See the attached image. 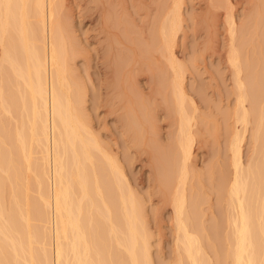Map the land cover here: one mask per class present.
<instances>
[{
    "label": "bare ground",
    "instance_id": "1",
    "mask_svg": "<svg viewBox=\"0 0 264 264\" xmlns=\"http://www.w3.org/2000/svg\"><path fill=\"white\" fill-rule=\"evenodd\" d=\"M79 1L87 2V0ZM118 1L120 0L116 2ZM121 1L120 5L119 3L117 5L115 0H88L94 3L93 12L90 13H96V17L90 14L89 20L93 22L97 18L95 21L100 25L96 36L100 34L103 38V43L98 42L101 47L97 48L103 51L102 58L104 57L101 63L104 64V70L101 73L103 83L108 85H103L109 91L114 82L116 85V82L121 81L122 85L126 81L127 85L130 71H133L131 67L133 68V65L140 67L144 58H155L158 66L159 64L165 66L166 63L170 68L172 75L170 74L169 83H171V94L177 116L176 149L172 157L176 170L174 181L171 182L166 172L157 171L151 165L152 168L149 171L153 178L156 177L154 179L156 182L153 181L154 191L150 194L159 209L168 207L171 211L170 218L176 237L174 263L217 264L213 253L214 244L211 242L206 244L208 246L205 248L209 247L211 250L208 254L203 248V241H209L207 240L209 237L205 234L207 238L203 236L206 239L202 241V235L197 234V228H216L218 224L212 218L210 223L207 222L208 225L199 222L197 217L199 213L196 210L198 199L192 191L194 184L188 178L189 173L191 175L193 171L196 173L192 150L194 141L192 137L196 133L193 131L194 134H191V127L195 125L192 119L195 117L193 118L192 113L184 106L187 99H185L186 90L183 89L182 83L184 81H182L183 62L181 63V58H178L175 52L177 33L182 27V0H157L154 3L156 5L154 11L149 4L154 1L136 2L139 5L142 4L140 11L144 14V21L148 20L143 25L149 22V27L144 29L149 28L146 31L150 34L145 37L142 35L147 41L142 36L141 39L144 41H139L142 43V45L139 43L140 48L143 46L146 48L148 44L146 49L148 57L144 56L145 48L143 47L144 50L141 52L142 48L140 49L136 44L137 36L135 39L131 36L134 34L132 30L131 35H126L128 32H124L125 37H122L123 31H120L118 26V21L122 22L120 19L122 16L119 17L117 11L119 9L124 11L123 8L126 5L123 4L124 1L122 3ZM208 1L214 2V0ZM220 1L227 8L225 22L230 39L225 58L233 70L237 111H239L235 115L234 122L240 126L245 125L249 118H255L253 121H256L250 137L253 142L252 155L257 156L253 157L249 154L248 161L245 163L241 161L239 143L242 137L239 131L242 126L240 128L237 125L233 126V136L229 141L232 173L227 183L229 209L226 223L229 230L231 229L230 239H233L230 240V243L233 241V245H230L232 247L231 262L232 264H264V104L260 101L264 99L262 98L264 97V25L260 41L257 45L251 43V40L247 39L250 36L246 35L249 27L244 25L245 23L239 25L238 29L234 26L231 8H228L231 4L230 0ZM68 4V0H0V113L12 115L15 130L12 126L10 128L12 127L15 134L14 142L19 148L18 151L22 153L21 157L16 151V144L9 141L11 133L7 138L1 133L0 136L5 138L1 137V147L6 146L8 141L12 147L7 145L9 151L5 146H3L4 150L0 148L5 151L4 155L10 152L7 158L0 156V264H123L125 261L128 264H151L148 250L150 234L147 230L146 214H144L141 198L129 186L116 156L111 154L110 149L108 148V151L103 142L98 139L81 110L83 102L81 98L84 91H81L82 88L71 63L79 51L74 46L66 21L71 11ZM134 4L135 1L131 5L136 9ZM139 5L138 7H141ZM260 6H262V12L258 15V11L257 15L260 18L262 16L259 22L263 24L264 0ZM126 15L129 13L127 12ZM131 19L130 22H133L134 20L131 21ZM256 19L259 20L258 17ZM130 24L129 28H131ZM134 26L136 25L132 27ZM153 27L156 31L151 30L154 29ZM120 28L124 30L123 27L120 26ZM142 31H144L143 28ZM155 32L157 34L154 38L152 34ZM143 33L145 35V31ZM246 41H250V45H253V51L249 54L246 53ZM122 48L127 52L123 50L125 55L129 57L125 60L124 71L118 68V65L122 67L123 63L118 64L120 54L123 53ZM154 67L156 68L155 65L152 68ZM126 85L123 84L121 89L116 85L118 93L121 94L123 91L121 95L115 92V86V91L110 92L112 94L114 92L113 98L118 94L116 98L119 102L115 103L117 110L123 112L127 107L126 111L121 113L122 121L124 118L123 124L130 130L131 143L137 145L135 154L140 156L141 152L144 153V160L151 164L153 159L148 141L145 142L146 124L143 130L145 135L140 132L141 128L136 131L138 126L135 129L132 127L144 122L142 119L138 120L137 110L135 113L134 104L137 101L133 93L136 91L130 90L133 87L129 88V85H127L128 89ZM120 97L124 103L120 101ZM125 100L126 104L129 102L128 105L125 104ZM258 102L263 106L258 107ZM120 103L123 108H118ZM112 108L113 105L110 112ZM129 112L133 113V116L131 114L130 116ZM118 120L121 121V118ZM0 123L3 124L4 129L6 124L2 120ZM6 131L4 130V133H8ZM195 131L198 130L195 129ZM31 146L35 147L34 150L31 148L35 151L32 153L35 159L32 165L35 167L32 166V168H30L33 160ZM10 149L15 150L16 153L13 151L14 154H12ZM15 155L21 157L20 160L26 163H24L27 167L25 169L33 172V180L35 179L36 183L37 193H35L38 200L36 198L37 201L33 204L37 207L39 201V208L35 218L38 216L40 220L42 238L45 242L40 245L39 251L36 250L37 247L35 250L32 248L34 245L31 247L28 244L32 238L31 233L34 235L33 231L31 233L25 231L28 234L24 238L22 236L24 234L21 235L18 232L19 229H16H29L31 215L24 207L26 203L23 205V200L19 199L21 191H24L26 196V190L27 192L30 190L24 185L25 183L23 184L26 177L23 175L25 170L21 171L22 167L19 168V165H22L24 169V164L19 163L22 161H19ZM15 158L18 159L19 164ZM3 159H7V162ZM168 174L171 173L168 172ZM4 182L9 184V187L5 185L10 192V200H8L10 206L6 201L8 208L3 200ZM221 182L224 181L221 180ZM123 259L126 260L123 262Z\"/></svg>",
    "mask_w": 264,
    "mask_h": 264
},
{
    "label": "rangeland",
    "instance_id": "2",
    "mask_svg": "<svg viewBox=\"0 0 264 264\" xmlns=\"http://www.w3.org/2000/svg\"><path fill=\"white\" fill-rule=\"evenodd\" d=\"M68 1H69L68 5L70 6L71 11L69 15L66 17V21L69 27L70 35L74 40V46L79 51V53H77V55L75 56L74 60L71 61V63L73 65L72 66L73 69L76 71V72L74 71V73L76 79L80 84V87L82 88L81 91L82 90L84 91L82 92L83 97L81 98L83 101L81 104V110L83 111V114L87 119L89 126L92 128V131L96 132L94 133L97 134L98 139L101 142H103L102 144L107 149L108 148L110 149L111 154L116 156L117 161L120 163L122 167L121 168L122 173L124 174V177H126L125 179L127 180V182H129L128 184H130L129 186H131L135 194L138 197L140 196L139 198H141L140 200L143 203V207H144L143 210L145 212L144 214H146L145 216L147 222L146 223L147 230L150 234L148 238V245H149L148 250L150 254L149 256L151 259L150 261L151 264H175L174 262L176 255L175 254L176 237L174 236L175 228L172 219L170 218L171 211L168 207L159 209L158 204H156L154 201V198H151V194L154 191L152 184L153 181L156 182V180H154L156 179V177L153 178L152 174L149 171L151 170L152 167H154L157 171L166 172V175L169 176V180L171 182L174 181L173 178L175 176L174 173L176 167L173 166L174 158L172 157L173 154L175 155V149H176L175 131L177 127V123H176L177 116L175 112L176 108L173 103V98H172L173 96L171 94V87H170L171 83H169L171 81L172 72L166 63L165 66L164 64L162 66H160L161 64H159L160 66L159 67L158 64L156 63L157 61L155 60V58L153 59L152 57H150V59L147 58L149 61H151L150 63L147 59L144 58L141 62L144 61L145 63L144 62L143 64L141 63L142 65L140 67H137L135 65H133V68L131 67V70L133 71H130V79L128 77L129 80L127 81V85H129L128 87L129 88L133 87L130 90L136 91L135 93H133L134 94L133 96H135V100L137 101L134 104L135 113L138 112L137 113L139 115L138 120L142 119V121H144V122L139 121L143 123V126H141L140 123L137 125L135 124L136 127L134 126L132 127L135 129L138 126L137 128L138 130L136 131H139L141 128L140 132H142L144 135H145L144 131H147L145 135L147 139L145 138V142L146 140L148 141V147L153 159L150 164L144 160L145 158L144 153L141 152L140 156L135 154L137 145H133L131 143L129 139L130 138L129 135L131 134L129 132L130 130L126 128V126L123 124L124 118L122 121L121 113L126 111L127 109L126 105H128L129 102H127L126 104V100H125L126 105L124 104V108L126 107V109H124L123 112L117 110V108L115 107V105L117 104L116 102L118 101L116 97L118 96V94L119 95L123 94V91L121 90L120 91L122 93L121 94L118 93L116 85L121 89V86H123V84L126 85V81L122 85L120 84L121 81L116 82V85L114 82V85L112 84L111 86L113 89L115 86L116 91L115 89L113 90L109 86V88H111L110 91H115L118 93L116 94L117 96L115 98H113L115 96L114 92L112 94V92H110L106 88L108 84L103 83L104 80L101 73L104 70V64H101L102 60L104 61L103 59L104 57L102 58L103 51L97 49L98 47H101L98 44V42L100 43V41H102L103 43V38L102 35L100 34H98L99 35L98 37L96 36L97 35L96 32H98V28L100 24L95 21L97 18L95 19L93 18L94 19L93 22H90L89 20L91 19V17H89L91 15L96 17V13L93 14L90 13L93 12L94 3L88 2V0L87 2L79 1V0H75V1L68 0ZM116 1L117 0H115V2ZM120 1L116 2L117 5ZM123 1H121V3L123 2V4L126 5V7L125 6L124 8L122 7L124 11L119 9V6H117V8L122 12H125L127 10L124 14L122 12L120 13L119 10L117 11L119 12V17L122 16L120 18L122 19L121 20L122 24L120 23V21H118L119 29L120 31H123V33L121 32L123 35L122 34L121 35L122 37H125L126 32H128L126 33V35L127 34L131 35L133 32L134 34H132L131 36H134L133 37L134 39L137 36L135 42L140 48L139 43L144 41L141 38L143 36L145 37L146 35H149L150 32L149 34L147 32L149 28L144 29L147 28V26L149 27L148 25L149 22L147 23V25L146 24L145 26L143 25V23L144 22L146 23L148 20L144 21L145 20V18L143 17L144 14L142 13V11H140V8H142V4L140 3L139 5V3L136 2H141V1L144 2L145 0H140V1L134 0L135 1L134 5H136V9L134 6L131 5L132 2L134 3L133 0H123ZM152 1L154 2L152 3L151 0L149 1L146 0V2H151L149 4H151L150 7H152L151 9L152 11H154L153 9H155L156 7L154 3L157 2V0H152ZM181 3H182L181 4L182 27H180V30L177 33L178 39L175 46V52L176 55L178 54L177 57L181 58L180 59L182 60L181 63L183 62L182 65L184 66L183 67L184 71H182V74L184 72V76H182L183 77L182 81L183 80L184 81L182 83H183V89L185 88L186 90V91L184 90L186 92L185 99H187V103H188V105L187 103L186 104L184 103V106L185 109L187 107V110H189V112H191L192 114L189 113L187 110L186 112L191 114L193 118L195 117L194 119H192V121L194 120L193 123L198 127L195 128V125L191 127V132H192L191 134L196 133L194 134L195 137L194 135L192 137L194 140V141L192 140L194 142V143L192 142L193 162H194L193 164H195L194 169L196 173H194V171H193L194 175L193 173L192 175L189 173L188 178L191 181V183L194 184L193 186L195 187V188L193 187L192 191H194L195 197L196 199H198L196 202V206L198 208L196 207L197 208L196 210L199 213L197 216L199 222L203 223L204 225H208L207 222L210 223V220L212 218L215 219L218 224L216 228H201L202 230L200 228H197L198 231L195 230V232L197 231L198 232L197 234L200 233L199 235H202V239H201L202 241L207 237H209L207 239L209 241L206 240L205 242L203 241V248L204 250L206 249L205 251L208 252V254L211 250L209 247L205 248L206 246H208L206 244H208L209 242L214 244L213 253H214V259L217 262V264H225V263L232 264L231 246L233 245V241H231L230 243V240L232 239V238L230 239L231 229L229 230L228 224L226 223L228 221L226 219L228 217L227 212L229 209L228 198H227L228 197L227 183L232 173L231 151L229 148V143H230L229 141L232 139L233 136V128H234L233 126L234 125H237V127L239 126V124H236L234 122L235 115H237L239 111H237L238 105L236 102L237 95L234 86L235 84L233 83L234 82L233 81L234 74H232L233 70L225 58V54L227 53L226 50L228 51V45H229L228 43L230 39L227 31V24L225 22L227 8L224 7L222 1L220 0H214V2H209V1L207 2V0H182ZM230 3L231 4L230 6H228V8L229 9L231 8V14L233 16V21L235 23L234 26L237 27L238 29L239 25L245 23L244 25H247L249 27L246 35L247 37L250 36V38L247 37L246 38L248 40L250 39L251 43H256L257 45V42L260 41L261 33H263L264 30L263 29L264 23L262 24L261 22H259L260 20H262V16L261 18L260 16H258L262 12L261 9L262 6H260V3L262 4V0H230ZM138 5L141 7H138ZM258 11L259 13L257 15ZM127 12L129 13V15H126ZM256 15L259 19L258 21L256 19L257 18ZM130 19L131 21L133 20L134 21L130 22ZM128 22H130L131 24ZM263 22H264V17H263ZM259 23L260 26H258ZM129 24L131 28H129ZM133 25L136 26L132 27ZM120 26L123 27L124 30H122ZM142 28L145 31V35L144 33L142 34V32H144L142 31ZM153 28L154 29L151 30L154 31L155 27ZM153 31H151V33ZM135 33L137 35H135ZM155 34L157 33L155 32L154 34H152L154 38L156 36ZM257 37L258 39H256ZM100 38L102 40L98 41L97 39ZM144 39L146 40V38ZM247 41L245 43V47H247V50L246 48L245 50L246 53L249 54V52L253 51L252 48L253 45L251 46L250 45L251 43H249L250 41L249 42ZM248 43L249 45L246 46V44ZM147 45L148 44H146V48L143 46L145 50L143 47H141L142 48L141 52H143V50L145 51L144 52L145 57L149 56L146 53ZM124 48H122L121 50L123 52L122 53L123 55L120 54L121 51L119 53L121 60L119 59V63H118L121 64L123 62L121 64L122 67L118 65V68L122 71H124L123 66L126 65L125 60H128L127 58H129L127 54L125 55L126 51ZM150 49L152 50V48ZM148 51L150 50L148 49ZM123 56L124 57L127 56V57H125V59H122L124 58ZM152 62L155 63L153 64ZM145 64H147L150 67H148ZM154 65L156 66V68L155 67L152 68ZM103 84H105L106 86ZM127 85L125 87H127ZM104 88L106 89V91ZM121 97H120V101L123 102L122 99L124 97H122V99ZM190 98L191 100H189ZM263 100L264 99H260L261 104H264ZM121 104L122 103L118 104L119 105L118 108L122 107L120 106ZM112 105H113L112 108L113 112L112 110L110 112V108L112 107ZM259 105L260 102H258V107L263 106V105L260 106ZM114 109L116 110L114 111ZM131 112H129V115L131 114ZM0 115H2V113H0ZM9 115L10 114L2 115L0 118L2 122L6 124V126L3 129V124L1 125L0 123V127H2L0 128V130L2 129L0 131V135H2L1 133H3V135L7 138L8 136H10L11 133L12 136H10V138L12 139L9 138V141L12 142L13 144H16V142H14L16 140L14 139L15 134L11 129L12 127L14 128L13 123L15 125V122L12 121L13 120L12 115H10V117ZM5 118H7L8 120ZM118 118L119 119L121 118L122 122L118 120ZM253 119L255 120V118H249L250 121L248 120V122L245 123V125L239 126V128L242 126V128H240L239 131L242 137L241 142L239 143V147H240L239 149L241 150L240 159L244 163L245 161H248L250 159L249 154L252 155L253 152L252 150L253 142H251L252 138L250 137L252 134L251 131L253 130L252 128L255 126V122H256L253 121ZM263 120H264V114H263ZM144 124H146L147 126V127L145 126L146 130H144L145 128ZM10 126L12 127L10 128ZM124 127L126 129H124ZM195 129L198 130L199 132L195 131ZM4 130H7L6 132L8 133H4ZM13 130H15V128ZM4 136H0V148H2L3 150H4L3 146L5 145L1 147L2 144L1 137L4 138ZM6 140L8 141V139ZM9 141L8 143L7 142L6 143L7 145L9 144L8 145L9 147H12L10 146L11 144L9 143ZM6 146L5 148L9 151L8 146L7 147ZM14 147L15 145L13 146V148ZM31 148L33 147L31 146L30 149ZM2 149H0V151L2 152L0 153V156L2 155L3 158L8 155L9 157L8 153L10 152L4 155L3 152L5 153V151H3ZM18 149L19 148L17 147L16 151L18 154H20V151H18ZM10 150L12 154H14L13 151L16 153L15 150L13 149ZM30 152L32 155V153L35 151H32L31 149ZM36 153H38L37 149H36ZM21 155L22 153L20 154V156ZM35 155L38 156V154ZM254 155L257 156L256 154H253L252 156L254 157ZM15 156L18 157L17 155ZM32 156L33 157L31 158L33 160L31 159L32 161L30 163L31 165L30 168H32V166L35 167V165H32L35 163L34 154ZM21 157L18 158L19 161L22 162H19L17 158H15V161H17V163L19 162L21 164L22 163L24 164L25 162H23V160H20ZM3 161L7 162V159L5 160L3 159ZM17 163L16 166H18ZM25 164H24V169L22 165H19V168L22 167V169L20 168L21 171L25 170V172H23L24 173L23 175L24 177L26 176L27 179L25 177L26 182L24 181L23 184L25 183L24 185L27 186V188H29L30 191L27 192L26 190V196L23 193L24 191L23 192L21 191L19 194L20 196L19 199L20 201L23 200L22 201L23 205L24 203H26V206L24 205V207H26L27 212L31 213L28 214L31 215L32 217L29 215L28 216L32 220L29 219L30 222L28 226H31L29 227V229L27 228H26L27 230L25 228H16V229L17 230L19 229L18 232L21 235L24 234L22 235L24 238H26V235L28 233H31L33 231L34 235L36 234L37 237L34 236L33 233H31L32 238L29 240V243L28 242L27 243L31 247L32 245H34V247L32 248H34L35 250L37 247L36 250L39 251L40 245L45 243L43 242L44 240L42 238V228H40L41 226L40 220L38 216H36L35 218V215H37V210L39 208V201L37 202L36 205L37 207H35L33 203H36V201L38 200L36 194L37 192L35 191L36 183L34 182L35 179L33 180L34 178L33 172L29 169H25L27 168ZM151 165L153 166L150 167ZM172 167L175 169L172 170L173 169ZM168 172L171 174H168ZM24 177H22V179ZM221 180L224 182L222 183ZM0 182H1V178H0ZM6 184L9 187V184L4 182L3 188L5 189H3L4 190L3 200L5 205H6V201L8 202L7 205H9L10 201L8 200H10V192H9V188L5 186ZM220 184L224 187L227 185V187L225 188L220 187L221 186ZM24 196L27 198L30 197L29 198L30 200L27 198L25 199ZM36 198L37 200H35ZM7 205L6 208L10 206ZM29 209H31V211ZM25 231H28V233ZM205 234L207 235V237L205 236ZM203 236H205L206 238ZM125 260L123 259L122 261L124 262ZM123 264H128V262L126 263L125 261Z\"/></svg>",
    "mask_w": 264,
    "mask_h": 264
}]
</instances>
